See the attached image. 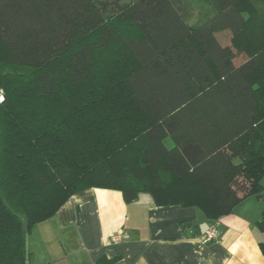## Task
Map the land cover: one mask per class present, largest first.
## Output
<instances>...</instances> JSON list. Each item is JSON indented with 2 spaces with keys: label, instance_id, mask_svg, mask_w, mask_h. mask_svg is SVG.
I'll use <instances>...</instances> for the list:
<instances>
[{
  "label": "trees",
  "instance_id": "16d2710c",
  "mask_svg": "<svg viewBox=\"0 0 264 264\" xmlns=\"http://www.w3.org/2000/svg\"><path fill=\"white\" fill-rule=\"evenodd\" d=\"M174 1L0 0V264H31L34 228L90 189L210 221L263 197L247 0H210L198 27Z\"/></svg>",
  "mask_w": 264,
  "mask_h": 264
},
{
  "label": "crops",
  "instance_id": "0c3cea01",
  "mask_svg": "<svg viewBox=\"0 0 264 264\" xmlns=\"http://www.w3.org/2000/svg\"><path fill=\"white\" fill-rule=\"evenodd\" d=\"M174 2L191 27L214 15L211 4L212 12L191 24L184 5ZM263 213L264 192L219 219V240L205 244L200 236L213 221L198 208L158 207L147 194L127 204L119 192L90 189L37 225L28 250L31 264H264V233L257 227Z\"/></svg>",
  "mask_w": 264,
  "mask_h": 264
},
{
  "label": "rangeland",
  "instance_id": "374dc122",
  "mask_svg": "<svg viewBox=\"0 0 264 264\" xmlns=\"http://www.w3.org/2000/svg\"><path fill=\"white\" fill-rule=\"evenodd\" d=\"M135 0H127L133 2ZM181 2L189 12V21L196 24L208 16L211 12L210 0H177ZM242 8L250 16L251 21L238 38L237 44L242 48H254L264 46V0H247ZM117 55L123 53V49L117 48ZM148 195V194H147Z\"/></svg>",
  "mask_w": 264,
  "mask_h": 264
},
{
  "label": "built area",
  "instance_id": "2783aa9c",
  "mask_svg": "<svg viewBox=\"0 0 264 264\" xmlns=\"http://www.w3.org/2000/svg\"><path fill=\"white\" fill-rule=\"evenodd\" d=\"M5 98H6V92L3 88H0V104L5 101ZM187 230L189 231L190 234H194L193 230H191L190 228H188ZM220 235H221L220 224L218 221H213L210 223L207 231L200 236V239L205 244H212L219 240ZM114 240L116 242H119L121 241V238L117 237Z\"/></svg>",
  "mask_w": 264,
  "mask_h": 264
}]
</instances>
